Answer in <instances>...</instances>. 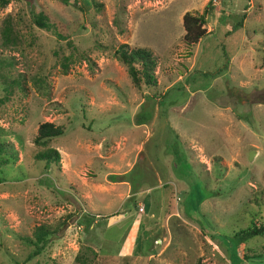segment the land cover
Returning <instances> with one entry per match:
<instances>
[{
  "label": "rangeland",
  "instance_id": "374dc122",
  "mask_svg": "<svg viewBox=\"0 0 264 264\" xmlns=\"http://www.w3.org/2000/svg\"><path fill=\"white\" fill-rule=\"evenodd\" d=\"M207 2L190 52L181 16ZM36 12L49 30L29 22ZM122 44L152 53L155 87L131 86L113 54ZM42 122L62 129L46 168L32 143ZM111 165L134 192L121 206L124 186L105 189L119 184ZM250 223H264V0L0 9V264H237L224 240ZM41 226L49 241L31 255ZM242 253L264 264V236Z\"/></svg>",
  "mask_w": 264,
  "mask_h": 264
},
{
  "label": "trees",
  "instance_id": "16d2710c",
  "mask_svg": "<svg viewBox=\"0 0 264 264\" xmlns=\"http://www.w3.org/2000/svg\"><path fill=\"white\" fill-rule=\"evenodd\" d=\"M10 0H0V9L5 7ZM94 8L98 10L101 5L94 3ZM210 8V3L207 2L203 7V11L200 14L184 12L181 16V25L183 28L182 40L184 44L189 48L191 52L193 45L197 43L205 34L203 25L205 23V16L207 15ZM29 22L39 29H50V23L47 17L41 13H32ZM241 19L234 23L233 29L239 26ZM57 37L61 38V35L57 34ZM115 59L123 64L126 68V72L130 81L131 86L140 90L142 88H153L156 86V78L154 76L155 60L152 57V53L144 48H132L127 50L125 45H120L118 49L114 51ZM65 71V67L63 66ZM144 118H138L134 123L135 125H141L145 122ZM62 129L59 126H55L49 122H42L36 128V134L32 140L33 145L37 147H44L43 150L35 153L34 158L38 161H43L44 168L49 164H58L59 154L56 149L46 147V143L49 139L61 135ZM175 164V163H174ZM112 178V177H110ZM201 199V198H199ZM251 224V223H250ZM49 231L44 227H37L34 232V241L30 242L34 245V250L31 255L39 253L43 247L48 243L49 239L47 235ZM263 237L264 236V223L258 225L252 223L244 230H239L234 233L229 240H224L228 246V252L232 258V261L237 264H246L249 257L245 256L242 251L244 243L252 237ZM89 252L88 249H85ZM78 264H89V261L85 255H76L75 257Z\"/></svg>",
  "mask_w": 264,
  "mask_h": 264
},
{
  "label": "crops",
  "instance_id": "0c3cea01",
  "mask_svg": "<svg viewBox=\"0 0 264 264\" xmlns=\"http://www.w3.org/2000/svg\"><path fill=\"white\" fill-rule=\"evenodd\" d=\"M131 143L132 144H135V143H133V141H131ZM137 146V145H136ZM60 156V155H59ZM106 157H109L107 154L105 155V157H104V163H103V166L107 169V161H106ZM111 170L109 171V172H107L106 173V175L107 174H112V175H115L116 177H118L117 178V180L119 181L118 183V185H111V181H109L106 185H105V189L106 190H108L109 189V187H112V190H115V191H112V192H116V190H117V187L116 186H124V188H122L121 189V191H122V195H124L125 194V196H124V198L122 199H120L119 197H117V199H119V202H118V205H122L123 203H124V201H125V199H127L128 197H132V195L134 194V192H132L131 191V189H130V186L126 183V181H125V178L123 179V175H124V173H125V171H118V168L115 166V165H111L110 167H109ZM121 177V178H120ZM103 183V182H102ZM101 183V184H102ZM117 194V193H116ZM144 199H146L145 197L142 199L143 200V202H144ZM88 203H89V201H88ZM88 203H87V207H91V205L90 206H88ZM103 204H104V202L102 203V202H100V203H98V205H97V207H95V208H90V209H92V210H99L100 208H101V206H103ZM137 205H141V204H137ZM101 210V209H100ZM144 210V209H143ZM125 213V212H124ZM140 214V213H139ZM97 215H103V214H97Z\"/></svg>",
  "mask_w": 264,
  "mask_h": 264
},
{
  "label": "built area",
  "instance_id": "2783aa9c",
  "mask_svg": "<svg viewBox=\"0 0 264 264\" xmlns=\"http://www.w3.org/2000/svg\"><path fill=\"white\" fill-rule=\"evenodd\" d=\"M142 210H143V206L142 205H138V207H137V212H142Z\"/></svg>",
  "mask_w": 264,
  "mask_h": 264
},
{
  "label": "water",
  "instance_id": "95a60500",
  "mask_svg": "<svg viewBox=\"0 0 264 264\" xmlns=\"http://www.w3.org/2000/svg\"><path fill=\"white\" fill-rule=\"evenodd\" d=\"M249 156H250V154H249Z\"/></svg>",
  "mask_w": 264,
  "mask_h": 264
}]
</instances>
